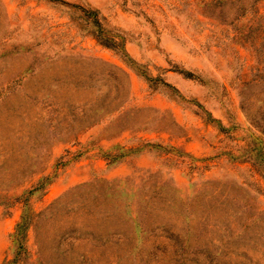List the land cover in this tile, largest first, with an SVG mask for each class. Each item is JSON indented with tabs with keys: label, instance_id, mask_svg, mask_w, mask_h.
I'll return each mask as SVG.
<instances>
[{
	"label": "rangeland",
	"instance_id": "374dc122",
	"mask_svg": "<svg viewBox=\"0 0 264 264\" xmlns=\"http://www.w3.org/2000/svg\"><path fill=\"white\" fill-rule=\"evenodd\" d=\"M0 264H264V0H0Z\"/></svg>",
	"mask_w": 264,
	"mask_h": 264
}]
</instances>
